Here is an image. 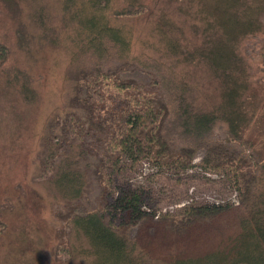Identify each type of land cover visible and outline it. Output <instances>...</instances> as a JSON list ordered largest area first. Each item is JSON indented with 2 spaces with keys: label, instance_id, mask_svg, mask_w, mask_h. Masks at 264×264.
<instances>
[{
  "label": "rangeland",
  "instance_id": "374dc122",
  "mask_svg": "<svg viewBox=\"0 0 264 264\" xmlns=\"http://www.w3.org/2000/svg\"><path fill=\"white\" fill-rule=\"evenodd\" d=\"M209 1L213 9L219 0ZM84 2L0 0V46L7 51L0 64V264L99 263L104 254L93 244L79 242L75 234L82 232L73 219L64 222L56 217V211L70 202L76 205L74 216L102 214L106 225L137 242L135 255L144 248L152 257H193L223 245L228 236L239 232L235 219L243 207L231 174H206L198 167L182 170L159 166L140 155L138 159L125 155L116 161L107 159L100 169L95 153L101 152L99 144L83 118L87 112L82 108L88 100L87 83L78 74L81 69L95 67L117 70L122 77L138 81V92L153 90L157 86L155 78L167 76L170 70L164 53L165 36L174 38L179 46L200 44L203 15L196 16V5L201 1L111 0L104 11L108 17L127 8L143 12L117 22L131 37L123 54L104 44L108 51L100 57L84 45V37L71 29L75 22L68 20L70 12L83 8ZM225 21L215 15V23ZM241 47L247 53L253 79H262L263 84L254 87L252 94L262 97L263 109L261 113L256 109L253 119L247 117L241 137L244 144L238 148L228 145V150L239 154L238 150L244 148L264 163V31L247 38ZM70 54L75 56L73 60ZM172 72L177 80L193 86L191 104L210 110L217 94L214 86L189 68ZM23 81L32 90L33 99L29 101L19 93ZM162 92L166 95L165 87ZM70 112H74L71 120ZM225 131L224 125L215 126L212 138L201 141L195 163L203 157L204 147L221 142ZM166 133L176 145L187 143L174 121L167 124ZM69 165L82 174L76 199L63 197L59 191L69 190L65 179L57 178L59 190L50 181L54 173L71 168ZM125 190H141L144 195L140 206L144 219L130 228H126L124 214L115 210L112 202ZM102 194H107L106 208L101 205ZM188 206H222L225 212L183 229L177 218ZM55 234H66V242L60 245Z\"/></svg>",
  "mask_w": 264,
  "mask_h": 264
},
{
  "label": "trees",
  "instance_id": "16d2710c",
  "mask_svg": "<svg viewBox=\"0 0 264 264\" xmlns=\"http://www.w3.org/2000/svg\"><path fill=\"white\" fill-rule=\"evenodd\" d=\"M198 1L202 4L196 5L199 8L196 16L203 15L199 22L200 44L179 46L174 38L165 36L164 53L168 55L171 71L166 72L167 76L162 74L155 78L157 86L153 90L138 92V81L122 77L117 70L101 71L95 67L79 71L87 83L85 97L88 100H84L85 106H82L87 112L83 118L99 144L98 152H101L95 153L100 169L107 159L116 161L121 155L138 159L140 155L159 166L172 165L182 170L198 167L206 174L229 172L239 194L238 202L240 199L243 206L235 219L239 232L228 236L223 245L198 256L152 257L153 254L144 248L135 255L137 242L106 225L102 214L89 212L74 216L76 205L70 202L56 211V217L64 222L73 219L75 227L82 232L75 234L79 242L98 247L104 257L97 264H264V163L253 152L246 153L244 148L238 150L239 154L228 150V145L235 144L238 148L244 144L241 137L247 117L253 119L254 111L257 109L261 113L263 109L260 107L263 106L262 97L259 99L252 94L254 87L263 84L262 79H253L247 53L241 43L264 31V0H219L213 9L209 0ZM110 2L85 0L83 8L70 12L68 17L75 22L71 29L78 37L83 36L84 45L93 48V55L99 57L108 51L104 44L118 48L120 55L123 54L131 37L129 32L119 28L117 22L124 16L143 12L127 8L108 17L104 11ZM215 15L226 21L215 23ZM193 25L195 29L196 24ZM155 30L162 29L156 27ZM76 48L78 53V46ZM70 55L73 60L75 56ZM6 56L7 51L0 46V64ZM182 68L198 72L214 86L217 94L210 110L191 104L189 94L193 93V86L177 80L176 73L172 72V69ZM27 83L19 84V93L29 101L33 94ZM163 86L166 95L162 92ZM70 101L74 103L73 99ZM70 113L69 120L74 117V112ZM173 121L187 143L176 145L168 137L166 127ZM221 125L226 127L221 142L204 147L203 157L195 163L194 159L201 151V141L211 139L215 126ZM116 139L117 142L113 143ZM71 168L54 173L50 181L58 189L57 178L65 179L69 190H58L63 197L76 199L81 190L82 174ZM143 197L141 190H125L112 198L114 209L124 214L126 228L143 221L144 214L140 211ZM100 201L106 208L107 194H102ZM224 212L222 206H188L180 213L177 224L183 229L189 228L202 221L216 219ZM55 235L60 245L66 242V234Z\"/></svg>",
  "mask_w": 264,
  "mask_h": 264
}]
</instances>
